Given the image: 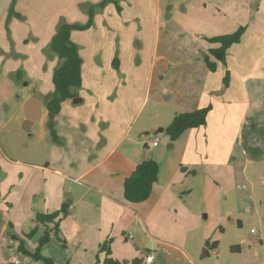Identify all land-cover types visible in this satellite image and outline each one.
Here are the masks:
<instances>
[{"label":"crops","instance_id":"1","mask_svg":"<svg viewBox=\"0 0 264 264\" xmlns=\"http://www.w3.org/2000/svg\"><path fill=\"white\" fill-rule=\"evenodd\" d=\"M100 1H15L21 19L12 17L10 35L0 34L1 142H8L4 131L12 119L14 140L23 139L24 104L35 98L29 94L14 111L4 113L18 92L15 82L52 78L56 60L47 46L55 28L62 22L85 24L88 9ZM115 1L119 11L113 3L96 9L89 28L70 34L82 60L81 87L55 116L58 143L49 139L47 111L39 101V125L45 130L30 149L17 154L0 147V264H10L13 257L20 264H41L18 253L19 240L33 251L44 231L35 223V213L56 212L65 204L59 234L66 246L52 237L42 248L54 264L71 259L95 264L99 244L108 239L111 256L127 264L133 258L139 264H206L194 247L159 238L152 244L158 248L153 256L148 241L135 240L127 229L157 228L169 191L202 194L212 183L223 194L218 225L223 235L230 233L227 256L212 264H264V0H205L200 9L193 10L191 3L182 13L164 12L161 0ZM208 5L214 10H207ZM17 26L22 30L15 37ZM239 27H245L239 42L227 50L224 64L216 61L208 51L218 45L205 38ZM204 55L216 63L214 72L206 68ZM204 108H209L206 124L173 142L167 137V148L160 140L153 148L142 141L168 126L175 114ZM146 160L157 162V181L147 200L128 203L123 182ZM189 224L184 239L188 234L205 238L200 219L191 216ZM33 228L35 234L24 238ZM134 240L138 252L123 255L129 249L125 243ZM208 246L217 255L218 244ZM166 248L174 252L166 253ZM210 250L202 256L208 258Z\"/></svg>","mask_w":264,"mask_h":264},{"label":"trees","instance_id":"2","mask_svg":"<svg viewBox=\"0 0 264 264\" xmlns=\"http://www.w3.org/2000/svg\"><path fill=\"white\" fill-rule=\"evenodd\" d=\"M16 0H11V6L7 13L6 23L8 24L12 17L21 19V16L15 12L14 4ZM113 3L117 10L120 8L115 0H101L96 6L88 9V20L85 24L60 23L57 26L56 33L49 42V50L56 55L59 60L52 75L53 92L45 99V109L47 111L46 128L51 142L58 143V137L55 132L54 119L59 113L61 105L68 99L75 98V90L81 87V65L82 60L78 52V47L70 39V34L74 30H85L92 25L93 15L96 9H103L107 4ZM245 27H239L231 34L205 38L210 44L218 45L215 49L208 51L209 55L216 61L224 64L227 50L237 44L243 34ZM203 62L210 72L216 69V63L209 60V56H203ZM113 65L117 67L115 59ZM16 78L19 79L18 75ZM229 84V73L226 72L223 78V85ZM209 108L199 109L190 113L175 114L168 126L157 129L154 134H163L171 142L175 141L184 131L196 129L206 124ZM159 166L153 160H146L139 163L133 172L123 182V198L128 203H141L147 200L151 194L154 183L157 181ZM67 215V205L52 213L37 212L34 215V221L37 225L44 228L43 234L37 241L33 251L25 248L24 242L19 240L17 251L23 256L30 257L33 261L41 264H54V262L42 254V248L53 237L63 247L67 242L59 234V224ZM36 228H33L24 238L30 239L35 234ZM102 256V257H101ZM95 264H127L125 261H119L111 256V239L103 241L98 246V253ZM131 264H139L138 260H133Z\"/></svg>","mask_w":264,"mask_h":264},{"label":"rangeland","instance_id":"3","mask_svg":"<svg viewBox=\"0 0 264 264\" xmlns=\"http://www.w3.org/2000/svg\"><path fill=\"white\" fill-rule=\"evenodd\" d=\"M205 2V0H161V6L162 10L165 11H172V12H179L182 13V8L189 6L191 3L194 5L192 8L194 9H200L202 4ZM168 5H171V7H168ZM11 6L10 0H0V34H2L4 37L6 35H10L9 33V26L6 23V9H8ZM257 6V5H256ZM214 10V7L208 5L207 10ZM4 11V13H3ZM246 17L248 18V8L245 9ZM19 26V25H18ZM16 27L12 29L14 32V35H19L21 30L20 27ZM55 28V32L56 33ZM0 35V39L3 38V36ZM54 36V35H53ZM189 37V35H188ZM191 41V39H190ZM47 50L49 53L51 51L49 50V44L47 46ZM52 56L55 57L56 65H58L59 60L51 53ZM54 67V69H55ZM53 69V71H54ZM53 75V74H52ZM17 93H13L11 99L7 103V108L3 110V112H6V109L8 110V113H11L17 108V105L29 94H34L35 98L38 101H41L43 112L45 111V99L53 92L54 87L52 84V78L50 77H44L43 79L39 81L34 80H17L15 82ZM19 97V98H18ZM17 117L21 118L22 114L19 113ZM14 118V117H13ZM41 118H38L32 127L31 131H23L22 136L23 139L22 142L20 140H14V124L16 123L15 119H12L7 126V129L4 131V133H8V142L7 144L5 142L0 141V147H5V145L11 149L14 153L17 154H24V151L28 148L30 149V144H33L37 140V138L40 135V130H45L44 127H40ZM18 125V124H17ZM22 128V122L20 125H18ZM14 127V128H13ZM17 128V127H16ZM6 133V134H7ZM154 136V133H148V135L144 136V140H147L148 138ZM157 137L160 140V143L163 144L166 147L168 143L167 136L163 134H157ZM1 138V135H0ZM20 141V142H19ZM24 145V146H23ZM141 148H144L141 145ZM255 166V165H254ZM263 166H261L262 168ZM253 168V167H252ZM252 168H249L250 170ZM221 187H217L216 184L212 183L211 188L205 187L206 189V198L207 201L204 200V190L202 194H199L197 192L193 194H184V192L178 188L175 190H171L166 195L164 201L162 202V211L161 215L157 216L156 224L158 225L157 228L150 229V231L145 232L142 227L132 225L127 229V232H131L136 238H141L143 240L148 241V250L150 253L155 256V250H157V245H152L156 241L155 238L163 239L167 241L168 243L174 244H180V242H184L185 245L189 248H193L197 250L199 256H201V260L206 264H212L214 261H217L219 259H225L227 256L225 251V247L230 239V233L222 234L220 230V226L218 225L220 221V215L222 213V204H223V194L220 190ZM191 216L198 218L201 220L203 227H205V238H195L192 237L190 234L185 235V239L183 238V234L185 231H188V228L190 227L189 221ZM249 232V229L247 230ZM184 239V240H183ZM134 241H128L125 244H128V251H126L124 254H127L129 257L130 255H134L136 252H138L136 243ZM154 240V241H152ZM213 243L218 244V250L222 251L217 252V255H214L212 253V250H210V247L208 244L212 245ZM209 249V256L208 258L203 257V250ZM172 249L166 248V253H172L174 251H171ZM133 258L132 260H134ZM73 259L66 261L65 264H74ZM168 261V260H166ZM165 261V264L167 262ZM55 263V262H54Z\"/></svg>","mask_w":264,"mask_h":264},{"label":"water","instance_id":"4","mask_svg":"<svg viewBox=\"0 0 264 264\" xmlns=\"http://www.w3.org/2000/svg\"><path fill=\"white\" fill-rule=\"evenodd\" d=\"M40 103L35 98L28 99L24 104L25 121L23 123V130L29 131L31 125L39 117L40 114ZM171 147V144L168 146ZM207 254L204 252L203 256Z\"/></svg>","mask_w":264,"mask_h":264},{"label":"built area","instance_id":"5","mask_svg":"<svg viewBox=\"0 0 264 264\" xmlns=\"http://www.w3.org/2000/svg\"><path fill=\"white\" fill-rule=\"evenodd\" d=\"M158 144H159V138H158L157 135H155V134H154V136H152V137H150V138H148V139L146 140V146H147L148 148H153V147L157 146ZM0 165H1V152H0ZM128 238H129V239H132V235L129 234V235H128ZM150 260H151V257H150V256H147V257L145 258V261H146V262H148V261H150ZM10 264H20V262H19V258H18V257H13V258H11V259H10Z\"/></svg>","mask_w":264,"mask_h":264}]
</instances>
